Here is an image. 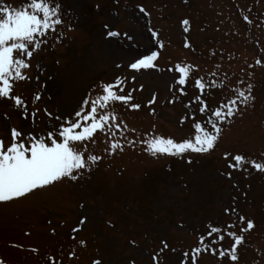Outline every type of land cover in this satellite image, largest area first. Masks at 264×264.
<instances>
[{"label": "rangeland", "instance_id": "374dc122", "mask_svg": "<svg viewBox=\"0 0 264 264\" xmlns=\"http://www.w3.org/2000/svg\"><path fill=\"white\" fill-rule=\"evenodd\" d=\"M3 2L19 7L25 0H0ZM61 2L65 25L59 31L63 36L57 39L50 33L46 37L48 43L34 54L32 68L27 71L30 79L16 85L17 94L29 103L30 110L34 94L41 93L36 107H47L54 116L70 117L101 81L127 76L124 94L136 88L132 102L141 105L139 110L116 105L120 119L136 129L128 137L139 140L155 132L179 141L193 134L191 120L182 124L181 119L197 107L194 104L193 109H187L185 105L199 92L191 80L186 87L188 96L179 95V85L172 91L173 77L179 76L167 69L178 63L199 66L195 76L216 71L218 79L233 86L243 78L245 85L255 86L256 101L223 125L215 150L192 154L191 164L187 158L157 159L139 144L126 146L123 153L112 156L103 151L106 145L102 138L95 151L104 160L91 173L78 181L65 179L28 199L0 204V258L6 264H49L51 254L64 264H93L96 259L102 264H153L152 256L166 240L169 249L161 258L163 264H180L182 252L190 250L207 222L223 226L237 219L224 215L225 207L235 205L256 224L238 249L239 264H264V174L250 166H246L248 171L233 170L228 167L231 156L224 158L225 153H231L264 161V67H252L257 59L264 60V0ZM141 7L146 11L141 13ZM243 16H249L253 23H246ZM185 19L190 21L187 32L182 24ZM151 20L164 44L163 52L151 33ZM109 31L122 35L110 37ZM186 42L192 47H185ZM152 50L160 51L157 63L165 71L134 73L130 63ZM213 50L215 56L211 55ZM132 76L136 77L134 83ZM153 95L156 103L149 106ZM206 95L210 107H216L233 93L225 87ZM174 96L177 103L173 105L169 101ZM51 124L58 122L52 120ZM9 125L46 132L49 118L41 111L33 126L21 118L11 101L0 100V137L8 138ZM85 216L88 221L73 240V229L80 227ZM80 241H86L87 246ZM73 248L77 258L70 260ZM199 264L218 261L207 254Z\"/></svg>", "mask_w": 264, "mask_h": 264}, {"label": "snow or ice", "instance_id": "6c2138e0", "mask_svg": "<svg viewBox=\"0 0 264 264\" xmlns=\"http://www.w3.org/2000/svg\"><path fill=\"white\" fill-rule=\"evenodd\" d=\"M139 11L143 13L146 10L141 7ZM64 15L61 0H25L19 7L7 2L0 3V100L11 101L21 118L30 121L33 126H36L41 111L49 118V128L46 132L9 125L8 138L0 137V204H12L28 199L39 191L64 182L65 179L78 181L85 173H91L104 160V156L96 154L95 151L102 138L106 145L103 151L112 156L123 153L126 146L135 147L139 144L143 151L157 159L187 158V163L191 164L192 154H207L215 150L222 138L223 125L230 123L232 118L241 113L242 108L246 109L256 101L253 95L255 86L252 83L245 85L243 78L233 86L218 79L216 71L195 76L194 73L200 72L199 66L178 63L167 69L179 76L178 79L173 77L175 84L172 85V91H177L176 85H179V95L188 96L186 87L191 80L193 87L199 92L185 105L187 109H193L194 104L197 107L181 119L182 124L191 120L193 134L179 141L171 136L157 135L155 132H150L146 138L139 140L128 137V133H135L136 129L129 128L127 122L120 119L116 105L120 104L131 110H139L141 105L132 102L136 88H131L124 94L129 84L127 76L117 77L112 82L101 81L87 93L70 117L54 116L47 107H36L42 99L41 93L34 94L30 110L29 103L17 94L16 85L30 79L27 71L32 68L34 54L48 43L46 37L50 33L56 34L57 39L63 36L59 29L65 25ZM243 20L248 24L253 23L249 16H243ZM182 24L184 31L190 30L188 19L183 20ZM153 34L159 38V33ZM108 35L120 37L122 33L109 31ZM158 47L163 49V42H160ZM185 47L191 48L192 45L186 42ZM160 55L159 50H152L150 54L136 58L129 68L134 73L165 71L157 63ZM211 55L215 56L216 52L213 50ZM255 66L264 67V60L257 59L252 67ZM135 79L136 77L132 76L131 82L134 83ZM225 87H229L233 95L216 107H210L206 94ZM140 90H143V86ZM169 102L177 103V97L174 96ZM155 103L156 96L153 95L149 106ZM152 114L155 115L154 108ZM198 115L200 119L197 118ZM5 118L10 120L7 114ZM52 120L57 121L58 125H52ZM230 156L229 168L248 171L246 166H250L256 172L264 174V161L258 162L256 159H248L244 154L231 153H225L224 158L227 160ZM226 175L231 178L232 173L228 172ZM224 215L235 216L237 219L226 222L223 226L215 221L207 222L190 250L182 252L180 264H199L207 254L216 257L218 264H239L238 249L246 243V234L250 233L256 224L254 220L241 214L235 205L225 207ZM87 221V216L83 217L80 227L73 229V240H76L75 233H79ZM52 234H56L55 229ZM79 243L87 246L86 241ZM12 246L23 247L20 244ZM167 249L169 244L164 240L159 252L152 256L153 264H163L161 258ZM29 250L39 253L37 248ZM171 251L175 253L177 250L173 248ZM68 258H77L74 248ZM48 261L49 264H64L63 259L57 260V256L51 254ZM0 264H6L3 258H0ZM93 264L102 262L96 259ZM132 264H135V261H132Z\"/></svg>", "mask_w": 264, "mask_h": 264}]
</instances>
